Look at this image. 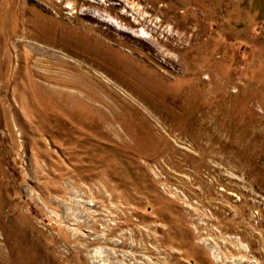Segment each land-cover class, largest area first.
Here are the masks:
<instances>
[{"label":"rangeland","instance_id":"obj_1","mask_svg":"<svg viewBox=\"0 0 264 264\" xmlns=\"http://www.w3.org/2000/svg\"><path fill=\"white\" fill-rule=\"evenodd\" d=\"M0 264H264V0H0Z\"/></svg>","mask_w":264,"mask_h":264},{"label":"bare ground","instance_id":"obj_2","mask_svg":"<svg viewBox=\"0 0 264 264\" xmlns=\"http://www.w3.org/2000/svg\"><path fill=\"white\" fill-rule=\"evenodd\" d=\"M141 36H146V34L145 33H142Z\"/></svg>","mask_w":264,"mask_h":264}]
</instances>
